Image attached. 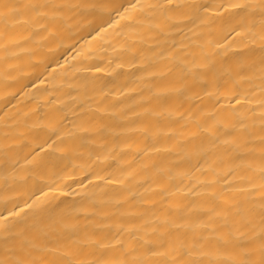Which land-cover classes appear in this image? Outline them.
<instances>
[{
    "label": "bare ground",
    "instance_id": "6f19581e",
    "mask_svg": "<svg viewBox=\"0 0 264 264\" xmlns=\"http://www.w3.org/2000/svg\"><path fill=\"white\" fill-rule=\"evenodd\" d=\"M0 264H264V0H0Z\"/></svg>",
    "mask_w": 264,
    "mask_h": 264
}]
</instances>
